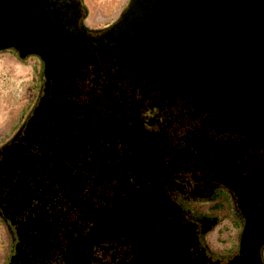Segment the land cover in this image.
Returning <instances> with one entry per match:
<instances>
[{"label": "flooded vegetation", "instance_id": "af4514ba", "mask_svg": "<svg viewBox=\"0 0 264 264\" xmlns=\"http://www.w3.org/2000/svg\"><path fill=\"white\" fill-rule=\"evenodd\" d=\"M35 1L71 44L55 63L25 56L38 62L39 83L21 124L0 139L2 264H227L244 218L213 163L221 150H249L262 163L264 131L230 130L171 82L160 59L115 26L130 0L97 27L83 0ZM160 43L162 54L175 45ZM224 220L233 232L217 247L209 236Z\"/></svg>", "mask_w": 264, "mask_h": 264}, {"label": "water", "instance_id": "95a60500", "mask_svg": "<svg viewBox=\"0 0 264 264\" xmlns=\"http://www.w3.org/2000/svg\"><path fill=\"white\" fill-rule=\"evenodd\" d=\"M35 3L0 0V50L13 48L20 58L35 54L55 63L71 43L46 23ZM115 26L147 56L160 59L170 81L200 101L207 114L232 131H264V0H130ZM171 39L183 48L160 53V41ZM35 119L34 112L29 129ZM226 152L213 163L215 177L236 193L244 218L239 249L227 264H263L264 161L249 150Z\"/></svg>", "mask_w": 264, "mask_h": 264}, {"label": "rangeland", "instance_id": "374dc122", "mask_svg": "<svg viewBox=\"0 0 264 264\" xmlns=\"http://www.w3.org/2000/svg\"><path fill=\"white\" fill-rule=\"evenodd\" d=\"M88 15V26H102L113 22L127 5L128 0H83ZM39 65L35 58H20L11 51L0 52V139L16 131L37 96ZM200 204V205H199ZM199 210H210L211 202L196 204ZM227 211L217 210L219 217ZM232 225L224 220L210 234L217 247L229 245ZM217 238V241H216ZM6 253V234L0 224V264ZM264 256V255H263Z\"/></svg>", "mask_w": 264, "mask_h": 264}]
</instances>
